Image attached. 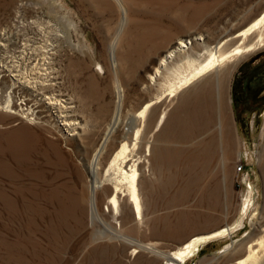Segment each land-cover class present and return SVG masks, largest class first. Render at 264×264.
Wrapping results in <instances>:
<instances>
[{"label": "rangeland", "instance_id": "374dc122", "mask_svg": "<svg viewBox=\"0 0 264 264\" xmlns=\"http://www.w3.org/2000/svg\"><path fill=\"white\" fill-rule=\"evenodd\" d=\"M57 1L66 11H53L48 0H0V28L8 31H15L18 21H32L34 27L41 18L53 22L54 15L75 24L71 42L60 38L57 54L52 55L57 85L50 91L71 103L73 119L80 123V135L72 137L55 110L38 109L40 114L27 120L4 112L5 106L0 105V264H102L93 256L94 249L104 252L108 264H168L145 251L132 257L133 246L114 238L94 239L104 228L90 220L91 188L95 187L90 168L95 150L117 116V79L123 91L120 116L97 162L98 178L103 181L120 144L124 140L131 144L132 129L142 127L143 142L136 154L148 170L140 183L152 178L153 166L168 170L164 175L171 174L172 180L165 181L164 192L155 189L156 201L142 228L128 212L118 226L111 220L105 209L108 185L96 189L101 217L113 229L170 252L193 237L240 221L250 190L252 206L238 227L225 238L203 245L186 263L235 264L238 253L264 237V108L238 109L234 102L238 73L264 53V47L236 66L221 98L203 84L202 96L194 92L157 131L156 123L135 125L131 118L159 95L149 76L180 41L190 45L189 51L203 54L206 47L213 49L248 27L264 11V0H121L127 18L123 30V9L117 0ZM22 9L25 13L17 15ZM33 29L27 26L31 36ZM82 43L85 49L78 48ZM113 45L116 69L110 53ZM2 82L7 78L0 74V91ZM24 95L30 97L25 90L18 97ZM178 103L179 98L169 107L162 103L154 117L165 108L172 111ZM220 121L229 142L225 163L219 161L220 148L224 149ZM150 144L160 151L155 157L145 153ZM143 197L144 201L150 198Z\"/></svg>", "mask_w": 264, "mask_h": 264}, {"label": "bare ground", "instance_id": "6f19581e", "mask_svg": "<svg viewBox=\"0 0 264 264\" xmlns=\"http://www.w3.org/2000/svg\"><path fill=\"white\" fill-rule=\"evenodd\" d=\"M117 1L123 9L121 29L123 30L127 23L126 11L121 0ZM47 3L51 5L50 8L53 11H66L64 6L57 0H48ZM18 13L23 15L25 11L22 9L16 12L17 15ZM52 19L53 22L44 21L41 18V24L36 27H34L32 21L26 23L18 21L14 26L15 31L0 28V74L3 78H7V82H2V89L8 90L5 93L1 89L0 105L5 106L2 108L4 112L12 113L27 120L30 116L39 115L40 111L55 110L57 120L62 123L65 130H68L72 137L79 136L80 123L73 119L74 115H72L74 107L66 100H62L58 94L50 91V88L57 85L53 77L57 71L56 62H54L52 55L57 54V50L56 52L54 50L60 42V38H63L65 42H71L72 32L76 30V26L67 17H55L54 15ZM64 20L65 25L63 24ZM27 26L34 28V36L28 34ZM36 36H39V39ZM196 40L198 41V39ZM202 40V38L199 39V41ZM222 40L224 42L220 41L219 46L213 49L206 47L203 54L189 51L190 45L186 41H180L177 49L170 51L161 58L153 73L149 76V83L159 89L160 93L157 97L148 100L143 106L139 107L138 113L131 118L132 123H135V125L141 123L142 126L146 123L149 126L156 123L155 130H160L163 123H166L170 116L179 111L182 103L190 100L195 93L202 96L200 87L203 84H209L211 89L214 90L215 96L221 98L222 94L224 95L228 91V84L232 79L236 66L248 55L264 47V11L240 33L231 34ZM78 48L85 49L86 46L82 43ZM110 53L116 69L115 45L112 46ZM99 69L102 73L103 68L99 66ZM211 72L214 73L210 74ZM116 82L118 83L116 85L117 116L115 121H112L107 127L103 144L101 143L95 150V157L90 168L95 185L91 188L90 220L92 225L97 222L104 228V230H98L94 239L108 240L114 238L123 244L131 245L133 246L132 257H136L140 251H145L168 264H186L200 251L203 245L218 238H225L238 227L244 214L252 206V192L249 190L243 201L240 221L230 226L227 225L219 231L193 237L181 247L170 252L161 251L153 244H145L127 236L124 232H120L118 228L113 229L99 213L96 201L97 188L100 189L105 185L111 186L109 191L105 193V209L111 213L109 217L117 226L122 223L118 221L122 220L125 213L128 212L136 226L142 228L144 224H147L148 210L156 201L155 189L157 187L158 189L164 188V192L167 190V187H164L166 185L165 181L170 184L172 180L171 174L164 175V171L168 170L153 166L149 170L152 178L147 182L140 183V176L148 170V166L136 154L137 149H141L142 143L140 140L143 142V139H141L143 135L142 127L132 129V133L131 131L128 132L133 136L131 144L126 140L120 144L106 167L103 181L98 178L97 162L110 135L116 130L120 116L123 91L118 79ZM24 90L29 93L30 97H26V95L18 97V94ZM30 98H33V100ZM176 98H179V103L172 111L168 112V109L165 108L157 118L154 117L163 104L169 107ZM14 106L17 107L16 110L13 109ZM38 109L42 110L38 111ZM218 131L224 144V149L223 147L220 148L219 161L222 160L225 163V147H228L229 142L225 134L226 129L222 130L221 121L218 124ZM158 137L162 138V133L158 134ZM158 151L153 144L147 145L145 149L147 155H154V157L158 155ZM179 170L180 167L177 168V172ZM143 186H147L148 190H144ZM144 195L150 198L144 201ZM152 213L154 214L155 211ZM254 245L257 247H253ZM92 254L102 264L109 263L103 261L104 252L102 250L94 249ZM235 264H264V237L251 243L244 252L238 253Z\"/></svg>", "mask_w": 264, "mask_h": 264}, {"label": "flooded vegetation", "instance_id": "af4514ba", "mask_svg": "<svg viewBox=\"0 0 264 264\" xmlns=\"http://www.w3.org/2000/svg\"><path fill=\"white\" fill-rule=\"evenodd\" d=\"M238 79L234 96L237 108H264V53H260L244 71H240Z\"/></svg>", "mask_w": 264, "mask_h": 264}, {"label": "built area", "instance_id": "2783aa9c", "mask_svg": "<svg viewBox=\"0 0 264 264\" xmlns=\"http://www.w3.org/2000/svg\"><path fill=\"white\" fill-rule=\"evenodd\" d=\"M242 169H243V166H241V167L239 168V171H242Z\"/></svg>", "mask_w": 264, "mask_h": 264}, {"label": "trees", "instance_id": "16d2710c", "mask_svg": "<svg viewBox=\"0 0 264 264\" xmlns=\"http://www.w3.org/2000/svg\"><path fill=\"white\" fill-rule=\"evenodd\" d=\"M234 96H235V92H234Z\"/></svg>", "mask_w": 264, "mask_h": 264}]
</instances>
